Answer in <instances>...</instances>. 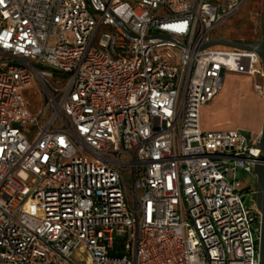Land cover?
I'll return each mask as SVG.
<instances>
[{
    "label": "built area",
    "instance_id": "obj_1",
    "mask_svg": "<svg viewBox=\"0 0 264 264\" xmlns=\"http://www.w3.org/2000/svg\"><path fill=\"white\" fill-rule=\"evenodd\" d=\"M246 1L0 0V264H260L262 134L200 124L228 73L263 92L203 47Z\"/></svg>",
    "mask_w": 264,
    "mask_h": 264
},
{
    "label": "rangeland",
    "instance_id": "obj_2",
    "mask_svg": "<svg viewBox=\"0 0 264 264\" xmlns=\"http://www.w3.org/2000/svg\"><path fill=\"white\" fill-rule=\"evenodd\" d=\"M228 2L229 0H223ZM264 28V0H247L231 18L222 22L212 32L213 38L257 40L261 39ZM218 48H228L218 45ZM259 80V79H258ZM262 93L254 87V78L245 74L228 73L219 95L201 109L200 124L204 130H240L247 137L261 133L264 128V87ZM33 110L44 106V92L34 80L33 85L24 91ZM242 181L251 190L256 189L258 177L255 172L242 173ZM246 203H256L254 195H246ZM86 253H79L77 259L86 264Z\"/></svg>",
    "mask_w": 264,
    "mask_h": 264
},
{
    "label": "water",
    "instance_id": "obj_3",
    "mask_svg": "<svg viewBox=\"0 0 264 264\" xmlns=\"http://www.w3.org/2000/svg\"><path fill=\"white\" fill-rule=\"evenodd\" d=\"M215 45H222V46H229V47H237V48H248V49H255L259 52L263 67H264V41L259 44L253 45H246L238 43L237 41L230 39V38H214L206 43L203 47L215 46ZM261 143H258V146L261 147L262 153L261 156L256 161L255 168L258 173V182L261 186V191L259 195V204L257 205L258 208L261 210L263 217H262V233H261V251H260V264H264V128L262 131Z\"/></svg>",
    "mask_w": 264,
    "mask_h": 264
},
{
    "label": "flooded vegetation",
    "instance_id": "obj_4",
    "mask_svg": "<svg viewBox=\"0 0 264 264\" xmlns=\"http://www.w3.org/2000/svg\"><path fill=\"white\" fill-rule=\"evenodd\" d=\"M252 41H253L255 44H259V43H261V42L264 41V28H263V35H262V38H261V39H257V40H252ZM254 172L256 173L257 177H259L256 168H255ZM260 191H261V186H260V184H259V182H258V183H257V187H256V189H254V190H251V189H250V192H249V193H252V194L254 195V199H255L257 205L259 204V195H260Z\"/></svg>",
    "mask_w": 264,
    "mask_h": 264
}]
</instances>
